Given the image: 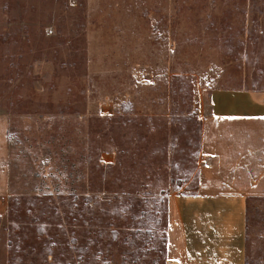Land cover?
<instances>
[{"label": "rangeland", "instance_id": "1", "mask_svg": "<svg viewBox=\"0 0 264 264\" xmlns=\"http://www.w3.org/2000/svg\"><path fill=\"white\" fill-rule=\"evenodd\" d=\"M218 88L264 92V0H0V264H168Z\"/></svg>", "mask_w": 264, "mask_h": 264}, {"label": "crops", "instance_id": "2", "mask_svg": "<svg viewBox=\"0 0 264 264\" xmlns=\"http://www.w3.org/2000/svg\"><path fill=\"white\" fill-rule=\"evenodd\" d=\"M193 194L169 198L166 253L174 264H247V211L264 176V92L214 89Z\"/></svg>", "mask_w": 264, "mask_h": 264}, {"label": "trees", "instance_id": "3", "mask_svg": "<svg viewBox=\"0 0 264 264\" xmlns=\"http://www.w3.org/2000/svg\"><path fill=\"white\" fill-rule=\"evenodd\" d=\"M250 199V198H249ZM248 202H249V200H248ZM138 208V207H137ZM248 212V211H247ZM131 220H133L134 222H135V217H132V219ZM247 223H248V213H247ZM140 225V224H139ZM134 233L135 234H133V233H128V235H127V241H128V239L131 241V243H133L134 241H136V239H138V238H136V237H138V233H139V231L138 230H135L134 231ZM116 235V233H113V235ZM117 237H118V235H117ZM163 243H165V245H166V243H167V234H166V236L164 237V240H163ZM73 244H76V241L73 239Z\"/></svg>", "mask_w": 264, "mask_h": 264}, {"label": "bare ground", "instance_id": "4", "mask_svg": "<svg viewBox=\"0 0 264 264\" xmlns=\"http://www.w3.org/2000/svg\"><path fill=\"white\" fill-rule=\"evenodd\" d=\"M169 264H174V263L170 262Z\"/></svg>", "mask_w": 264, "mask_h": 264}]
</instances>
